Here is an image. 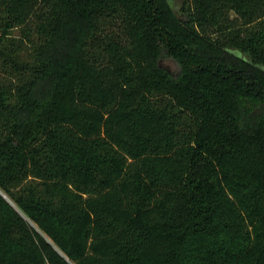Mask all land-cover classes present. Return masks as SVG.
I'll list each match as a JSON object with an SVG mask.
<instances>
[{"label": "trees", "instance_id": "trees-1", "mask_svg": "<svg viewBox=\"0 0 264 264\" xmlns=\"http://www.w3.org/2000/svg\"><path fill=\"white\" fill-rule=\"evenodd\" d=\"M0 264H264V0H0Z\"/></svg>", "mask_w": 264, "mask_h": 264}, {"label": "rangeland", "instance_id": "rangeland-1", "mask_svg": "<svg viewBox=\"0 0 264 264\" xmlns=\"http://www.w3.org/2000/svg\"><path fill=\"white\" fill-rule=\"evenodd\" d=\"M165 64L169 66L172 70H175L177 68V64L171 60L166 61Z\"/></svg>", "mask_w": 264, "mask_h": 264}, {"label": "water", "instance_id": "water-1", "mask_svg": "<svg viewBox=\"0 0 264 264\" xmlns=\"http://www.w3.org/2000/svg\"><path fill=\"white\" fill-rule=\"evenodd\" d=\"M5 197V196H4Z\"/></svg>", "mask_w": 264, "mask_h": 264}]
</instances>
